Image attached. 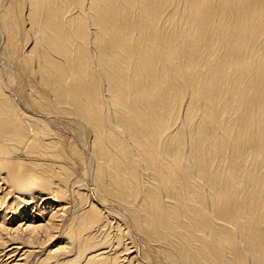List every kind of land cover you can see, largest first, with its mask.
<instances>
[{
    "label": "bare ground",
    "instance_id": "1",
    "mask_svg": "<svg viewBox=\"0 0 264 264\" xmlns=\"http://www.w3.org/2000/svg\"><path fill=\"white\" fill-rule=\"evenodd\" d=\"M0 264H264V0H0Z\"/></svg>",
    "mask_w": 264,
    "mask_h": 264
}]
</instances>
